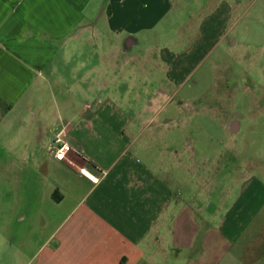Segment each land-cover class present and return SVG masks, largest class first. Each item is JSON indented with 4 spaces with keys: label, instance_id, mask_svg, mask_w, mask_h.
<instances>
[{
    "label": "crops",
    "instance_id": "crops-1",
    "mask_svg": "<svg viewBox=\"0 0 264 264\" xmlns=\"http://www.w3.org/2000/svg\"><path fill=\"white\" fill-rule=\"evenodd\" d=\"M250 2L204 0L200 23L181 26L199 36V53L150 39L177 31L160 29L174 0H0L5 264L252 261L259 240L241 238L264 207L262 181L244 159L228 202L201 207L209 191L183 123L187 101L172 103L190 60L213 54ZM57 135L72 148L62 160Z\"/></svg>",
    "mask_w": 264,
    "mask_h": 264
},
{
    "label": "rangeland",
    "instance_id": "rangeland-1",
    "mask_svg": "<svg viewBox=\"0 0 264 264\" xmlns=\"http://www.w3.org/2000/svg\"><path fill=\"white\" fill-rule=\"evenodd\" d=\"M174 1L177 8L168 16L172 17L171 22L168 25L169 22L164 21L160 29L172 27L178 32L150 39L157 45L167 43L168 48L174 51L180 49L176 44L185 43L182 49L197 48L196 52L200 53V38L197 35L189 37L186 31L182 35L181 26L200 23L197 18L204 0ZM250 4L253 7L241 16L238 10L242 8H236L235 15L226 22L222 31L226 34L225 40L232 39L235 44L229 48L221 41L203 63L196 54L197 58L190 61L198 62L192 63L183 75L180 93L172 99L174 105L182 99L187 101L184 107L188 117H183V123L189 128L190 147L200 156L202 171L205 172L200 185L205 194L209 191L200 205L203 208L209 202L214 206L228 202L227 198L233 191L230 178L237 174L239 162L244 159L250 160L251 175L264 185L261 177L264 175V0H251ZM225 50L228 53L225 54ZM194 98H199V101H192ZM172 108L173 105H167L166 112ZM164 115L159 118L164 120L167 117ZM241 240H251L252 243L259 240L250 250L249 259L252 261L245 264H264V207ZM241 240L232 247V253L238 257L244 247ZM5 256L4 248L0 247V264H5Z\"/></svg>",
    "mask_w": 264,
    "mask_h": 264
},
{
    "label": "built area",
    "instance_id": "built-area-1",
    "mask_svg": "<svg viewBox=\"0 0 264 264\" xmlns=\"http://www.w3.org/2000/svg\"><path fill=\"white\" fill-rule=\"evenodd\" d=\"M71 149L72 148L67 142H63L60 136H56L52 146V153L54 158H56L57 160H62ZM93 182H97V179H94Z\"/></svg>",
    "mask_w": 264,
    "mask_h": 264
},
{
    "label": "flooded vegetation",
    "instance_id": "flooded-vegetation-1",
    "mask_svg": "<svg viewBox=\"0 0 264 264\" xmlns=\"http://www.w3.org/2000/svg\"><path fill=\"white\" fill-rule=\"evenodd\" d=\"M198 38H199V36H198ZM199 40V39H198ZM197 42V41H196ZM196 42H195V44H196ZM222 42L225 44V46H228L229 48H231V46H233L234 44H235V41L234 40H232V39H226L225 40V38H223V40H222ZM226 53H228V52H226V50H225V54Z\"/></svg>",
    "mask_w": 264,
    "mask_h": 264
}]
</instances>
